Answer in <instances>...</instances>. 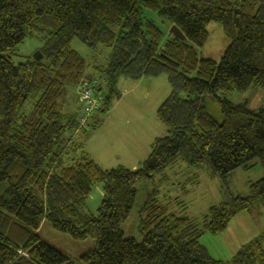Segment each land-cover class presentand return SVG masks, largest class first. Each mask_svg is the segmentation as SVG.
<instances>
[{
	"label": "trees",
	"instance_id": "trees-1",
	"mask_svg": "<svg viewBox=\"0 0 264 264\" xmlns=\"http://www.w3.org/2000/svg\"><path fill=\"white\" fill-rule=\"evenodd\" d=\"M156 17L167 28L176 25L185 40ZM210 21L230 40L219 61L199 54ZM29 36L41 38L42 56L13 63ZM74 39L95 54L107 52L104 60L90 66L72 48ZM161 73L171 86L157 110L166 134L139 168H103L77 136L101 124L94 117L120 97V78ZM85 74L101 99L82 127L78 94L71 100L68 94ZM251 87L262 89L264 100V0H0V264H264L261 236L231 260L212 257L200 243L237 214L264 208V175L246 195L228 186V177L254 160L264 170V106L227 98ZM208 96L221 120L208 110ZM180 162L209 168L221 183V201L197 220L183 212L182 201L170 210L154 187L140 208V238L127 236L122 225L137 182ZM96 183L103 195L91 212L86 204ZM44 220L95 246L75 263L42 240Z\"/></svg>",
	"mask_w": 264,
	"mask_h": 264
},
{
	"label": "rangeland",
	"instance_id": "rangeland-1",
	"mask_svg": "<svg viewBox=\"0 0 264 264\" xmlns=\"http://www.w3.org/2000/svg\"><path fill=\"white\" fill-rule=\"evenodd\" d=\"M155 19L161 27L169 31L170 27L167 28V25L159 18L156 17ZM206 30L207 39L203 46L199 48V54L202 57L219 61L230 40L224 35L222 26L218 22H208ZM42 44L40 37H27L19 45L16 54L12 56V62L15 64L25 62L28 59L35 58L37 54L40 57L39 48H41ZM71 45L88 61L90 66L94 62L100 64L107 53L104 51L103 55L95 54L77 39H74ZM94 77L97 78L95 75ZM82 78L89 77L85 74ZM81 79L74 86V89H70L69 93L71 91L72 93L68 94L69 99L72 96L73 99H76L78 94L76 91L79 83L83 80ZM117 88L121 94L120 97L112 102L108 111L98 112L97 118L94 119L100 120L102 126L106 127L107 118H110V124H107L108 128H111V126L114 128L104 133L103 136H106L107 141L106 138H101L98 132L94 133V128L92 130L90 128V132L87 130V134V131L80 132L79 135L81 137H77L84 142L85 150H88L93 158H102L104 153H109L111 156V161L109 162L112 164L109 167H116L121 164L123 167L137 169L139 162L142 165V162L148 157L152 142L166 134V127L159 121L157 110L169 95L171 86L166 73H161L138 80L122 77L118 81ZM261 91L262 89L260 88L251 87L245 92L232 91L227 95V98L234 103L247 100L252 108L254 106L257 108L264 106L263 96L258 93ZM70 106L71 108L75 107V100L70 103ZM207 106L213 116L221 120L219 105L209 96L207 98ZM114 122L116 124L112 125ZM85 134L86 139L82 137ZM129 144L134 147L136 152L132 162L124 157L126 152L131 149ZM120 152L122 159L118 160ZM98 164L104 168L108 166L107 162ZM251 165V167L247 168H237L228 177V186L232 194L246 195L249 191L250 182L256 181L264 175V170L257 160L252 161ZM100 185L101 183H96L92 188L86 204L88 211L95 212L101 202L102 194L99 193L98 189ZM220 186L219 179L212 174L209 168L194 169L190 168L186 163L180 162L163 175H157L152 180L141 179L137 182L136 200L122 228L127 236L140 238V208L144 205L146 198L154 187L159 190V200L164 204L170 205V210L182 208L181 205L175 204L182 201L184 203L183 212L190 218L198 220L208 211L211 205L221 201ZM38 234L42 240L62 251L75 263H78L80 255L93 248L96 242L91 238L86 240L73 239L67 233L54 229L48 220L42 221ZM258 236L262 237L261 242L264 248V208L260 209L256 216L249 215L247 212L237 214L223 232L218 235L207 232L200 237V243L205 246L212 257L231 260L242 247V244Z\"/></svg>",
	"mask_w": 264,
	"mask_h": 264
},
{
	"label": "built area",
	"instance_id": "built-area-1",
	"mask_svg": "<svg viewBox=\"0 0 264 264\" xmlns=\"http://www.w3.org/2000/svg\"><path fill=\"white\" fill-rule=\"evenodd\" d=\"M97 82L94 80L83 79L78 86V100L81 110L78 114L80 126H85L88 119L98 109L101 95L96 91Z\"/></svg>",
	"mask_w": 264,
	"mask_h": 264
},
{
	"label": "crops",
	"instance_id": "crops-1",
	"mask_svg": "<svg viewBox=\"0 0 264 264\" xmlns=\"http://www.w3.org/2000/svg\"><path fill=\"white\" fill-rule=\"evenodd\" d=\"M70 101V100H69ZM72 101H73V99H72ZM77 105V102H75V106ZM97 118V114L95 115V117H94V119H96ZM108 119V121L106 122V127L105 126H102V123L100 124V125H98V126H96L93 130H94V133L95 132H98L99 133V135L101 136V138H106V136H103L104 135V133H107L108 131H110V130H112L114 127H112L111 126V128H108L109 126L107 125L108 123L110 124V118H107ZM113 124H116L115 122L114 123H112V125ZM89 130V132H90V129H88ZM91 130H92V128H91ZM95 130H98V131H95ZM93 132V131H92ZM88 133V131L86 132V134ZM123 133V132H122ZM86 134L83 136L82 135V137H84L85 139H86ZM127 137V136H126ZM123 139L125 140V141H127L126 140V138L125 137H123ZM106 141H107V138H106ZM83 145H84V142H83ZM129 146L131 147V149H129L127 152H126V154H125V158H126V160H128V161H130V162H132L133 161V159H134V155H135V149H134V147L131 145V144H129ZM85 149V148H84ZM88 151V150H87ZM86 151V152H87ZM90 156H91V158H93L92 157V154L91 153H89V151L87 152ZM122 154H121V152H120V154H119V157H118V160H121L122 159V156H121ZM110 154L109 153H107V154H105L104 153V155L102 156V158H93L94 160H96L98 163H101V162H107L108 163V166L107 167H109V166H111L112 164H110L111 162H109V161H111V159H110ZM120 166H121V164H119ZM133 165H134V163H133ZM107 167H105V168H107ZM113 167H115V166H113ZM117 167V166H116ZM104 168V167H103ZM109 168H111V167H109ZM126 168H130V169H133L132 167H126ZM98 189H99V193L100 194H102L103 195V191H102V186L100 185V187H98ZM245 212H247V211H245ZM257 212H260V211H257ZM257 212H247L249 215H253V216H256L257 215ZM243 245V244H242Z\"/></svg>",
	"mask_w": 264,
	"mask_h": 264
},
{
	"label": "water",
	"instance_id": "water-1",
	"mask_svg": "<svg viewBox=\"0 0 264 264\" xmlns=\"http://www.w3.org/2000/svg\"><path fill=\"white\" fill-rule=\"evenodd\" d=\"M170 33H172L175 37H178L181 40H185L184 34L182 33V31L176 25H172L170 27ZM39 54H40V57H41L42 54L40 52H39ZM40 57H38V54H37V56L35 58L38 59ZM140 165H141V162H139V164L137 165V168H139Z\"/></svg>",
	"mask_w": 264,
	"mask_h": 264
}]
</instances>
